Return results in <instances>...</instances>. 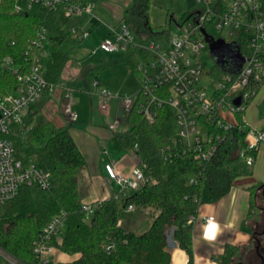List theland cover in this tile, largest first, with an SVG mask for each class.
I'll list each match as a JSON object with an SVG mask.
<instances>
[{
    "label": "trees",
    "instance_id": "1",
    "mask_svg": "<svg viewBox=\"0 0 264 264\" xmlns=\"http://www.w3.org/2000/svg\"><path fill=\"white\" fill-rule=\"evenodd\" d=\"M91 1V0H88ZM151 0H131L120 13L119 22L124 23L140 38L159 37L174 13H166L161 25H153L149 19ZM264 3V0H263ZM67 21L56 12L33 5L26 13L14 14L9 3L0 4V55H9L15 64L25 60L28 40L39 28H45L49 44L44 77L48 84H58L72 51L80 44L67 32ZM247 53L245 39L239 44ZM139 54L137 50L133 54ZM125 60L133 70L135 61ZM219 72H233L230 66H220ZM258 80L248 82L245 88L258 90L264 83V52L261 65L256 68ZM17 85L14 74L0 66V95ZM30 108L24 128L32 124L35 111ZM242 112H236V124L223 131L224 140L219 143L212 157L205 163L192 158L171 157L164 159L158 151L159 144L175 133L173 110L163 105L153 122L146 121L135 109L126 113L129 126L113 134L111 142L120 151L135 145L147 180L126 197L110 196L91 204L95 207L89 221H83V211L78 193L79 169L85 159L77 147L69 128L57 125L48 118L34 123L29 133L23 127L6 135L15 149V155L23 163L35 159L52 174L50 187L22 185L18 193L0 206V251L24 262L34 261L32 245L42 226L56 213H66L65 228L60 241L52 243L67 254H79L70 262L48 261L46 264H168L169 250L166 234L191 258V224L187 219L194 215L202 201V191L211 200L225 195L235 177L250 174L256 157V145L245 141L248 127ZM247 159L250 162L247 163ZM193 178V182L190 179ZM248 208L243 223L251 233L244 246L227 245L219 257L220 264H260L264 257V184L248 188ZM132 204L135 210L151 208L157 213L150 226L135 233L118 225L120 213ZM106 237L113 240V247L103 246ZM257 262V263H256ZM0 264H8L0 254Z\"/></svg>",
    "mask_w": 264,
    "mask_h": 264
},
{
    "label": "built area",
    "instance_id": "2",
    "mask_svg": "<svg viewBox=\"0 0 264 264\" xmlns=\"http://www.w3.org/2000/svg\"><path fill=\"white\" fill-rule=\"evenodd\" d=\"M3 2L9 3V11L14 14L26 13L33 5L56 12L61 20L67 21L70 37L80 41L102 22L88 0H0V4ZM190 9L183 19L170 20L157 38H140L122 22L118 26L107 25L109 34L99 39L98 49L103 52L138 50L142 60L134 70L139 87L134 94L110 93L104 88H97L96 94L99 109L105 113L109 100L116 98L118 107L126 113L135 109L148 122L155 120L161 106L168 105L173 110L175 133L159 144L160 155L164 159L174 156L205 163L224 140L222 132L236 124V118L231 123L221 112L230 111L234 116L236 112L243 113L256 93L255 88L245 87L259 78L256 68L261 65L264 52V3L263 0H193ZM210 28L225 31V43H235L238 49L245 39L248 50L245 54L239 49L243 62L237 71L212 69L203 74L200 55L208 50L210 41H216ZM48 44L45 28H39L28 40L21 64H15L9 55H0V66L17 80L13 90L0 95V206L11 200L22 185L48 188L52 182L49 170L32 160L23 163L16 157L12 142L2 136L21 128L30 108L45 92L52 90L44 77ZM72 106V89L65 87L61 110L70 122L77 118ZM119 127V118L109 124L111 130ZM247 134L254 138L255 145L264 143V126L256 131L249 128ZM132 150L138 154L136 145ZM142 166L139 159L130 174L124 176L112 164H104L107 177L119 187L116 197H126V190L134 191L147 180ZM80 205L83 221L87 222L95 206ZM125 209L135 208L129 204ZM192 219L190 216L186 223ZM204 220L208 222L212 216ZM65 222L66 213L61 211L42 226L32 245L34 261L31 264L52 260L59 249L51 241L54 238L60 241ZM103 246L106 250L112 249L113 240L106 237ZM0 254L8 264H28L2 251Z\"/></svg>",
    "mask_w": 264,
    "mask_h": 264
},
{
    "label": "crops",
    "instance_id": "3",
    "mask_svg": "<svg viewBox=\"0 0 264 264\" xmlns=\"http://www.w3.org/2000/svg\"><path fill=\"white\" fill-rule=\"evenodd\" d=\"M65 67L63 70V73H65H62L61 77L65 83L60 82V79L58 85L52 86V90L48 94L45 92L35 102L32 109L35 111L39 109L46 110L48 116L43 118H48L59 126L65 125L69 128L77 147L85 159L84 165L79 169L78 176L80 202L91 204L97 200L115 196L118 193L119 187L112 179L107 177L103 167L105 163L112 164L120 174L128 176L140 158L138 159L139 155L132 149L120 151L111 142L114 133L121 132L126 128L111 130L108 123L105 126L97 124L92 112L90 116L86 115L87 117H85L79 106L77 109L79 112L81 111L82 117H80L78 122L76 120L79 115L72 123L64 118L61 105L64 89L69 87L68 81H66L70 71L69 61ZM263 100L264 83L256 90L254 97L243 111V121L248 128L251 123L250 108L253 104H259ZM252 130L256 131V129ZM256 147L257 153L251 173L235 177L228 192L219 199L211 200L206 196L203 197L195 214L191 215L193 216L192 222L189 223L191 224V258L173 240L171 229L167 231L168 264H220L219 257L227 245L244 246L249 243L251 233L243 223V218L248 208V188L252 185L264 184V143L256 144ZM110 149L113 151H110ZM125 192L127 195L132 193L130 190ZM156 213L151 208L134 209L132 211L124 209L119 215L118 225L135 233H141L150 226ZM122 214H124L123 218H121ZM209 216H212V220L206 222L204 219ZM213 225L215 228L211 238H209V230ZM78 256L79 254L77 253L67 254L57 250L52 255V260L70 262Z\"/></svg>",
    "mask_w": 264,
    "mask_h": 264
},
{
    "label": "rangeland",
    "instance_id": "4",
    "mask_svg": "<svg viewBox=\"0 0 264 264\" xmlns=\"http://www.w3.org/2000/svg\"><path fill=\"white\" fill-rule=\"evenodd\" d=\"M91 2L95 5V12L102 22L95 25L89 35L84 37L71 53V58L69 59V77L65 80L68 81L69 87L72 88V108L76 111V115H79L76 122L82 117L81 111L85 114V117L90 116L92 112L97 124L105 126L107 123L110 124L114 119L119 118V128H127L129 122L126 118V111L118 107V100L116 98H111L108 102V111L105 113L99 109L96 89L104 88L110 93L134 94L139 87L138 76L136 71L126 64L125 60L132 56L131 58L138 63L142 58L139 54H133L130 49L126 52H103L98 49L97 45L101 37H105L109 34L107 25L118 26L120 19L119 14L131 3V0H91ZM192 3L193 0H151L148 11L149 19L153 25H161L166 19L167 11L169 13H174L178 19H183L185 12L191 10ZM170 25L171 30L175 29L173 22ZM210 31L215 35L216 43L211 45V51L208 48V50L203 51L200 55L203 74L206 71L214 70V62L216 61H226V66H231V64L235 62L226 54L223 48L225 45L224 40L227 38L226 32L223 30H215L214 28H210ZM60 82L65 83L62 78ZM94 82H96L95 86L93 85ZM57 85L58 84H53L52 86L54 87ZM50 91H47V94ZM78 106L81 109L80 112L77 109ZM221 113L229 122L232 123L235 121V116L232 112L223 111ZM45 116H48L46 110L39 109L35 111L32 124L30 123L24 128L23 123L22 127L24 132L26 134L29 133L33 124L42 120ZM63 116L70 122L67 115L63 113ZM250 119V129L258 130L264 125V100L259 104L255 103L252 105L250 108ZM245 141L249 145H255V140L250 134L246 135ZM110 151L113 150L110 149ZM32 161L36 165H40L38 161L33 158ZM205 194L206 191L205 188H203L202 196L205 197ZM123 215L124 214L121 215V218H123ZM263 223L264 218L260 221L261 225H263ZM243 264L245 263L243 262Z\"/></svg>",
    "mask_w": 264,
    "mask_h": 264
},
{
    "label": "water",
    "instance_id": "5",
    "mask_svg": "<svg viewBox=\"0 0 264 264\" xmlns=\"http://www.w3.org/2000/svg\"><path fill=\"white\" fill-rule=\"evenodd\" d=\"M215 43H216V41H210L209 42L210 51H211V45L215 44ZM223 48L225 49L226 54L228 56H230V58H232L235 61L234 64H231V66H230L231 70L237 71L243 62V57L240 56L238 46L235 43H225ZM216 63L222 67L226 66V61H216ZM260 259H261L260 264H263L264 263V257L260 256Z\"/></svg>",
    "mask_w": 264,
    "mask_h": 264
},
{
    "label": "snow or ice",
    "instance_id": "6",
    "mask_svg": "<svg viewBox=\"0 0 264 264\" xmlns=\"http://www.w3.org/2000/svg\"><path fill=\"white\" fill-rule=\"evenodd\" d=\"M214 228H215V226L213 225V226H211V228H210V230H209V235L211 236L212 235V233H213V231H214Z\"/></svg>",
    "mask_w": 264,
    "mask_h": 264
},
{
    "label": "clouds",
    "instance_id": "7",
    "mask_svg": "<svg viewBox=\"0 0 264 264\" xmlns=\"http://www.w3.org/2000/svg\"><path fill=\"white\" fill-rule=\"evenodd\" d=\"M209 238H211V236L209 235Z\"/></svg>",
    "mask_w": 264,
    "mask_h": 264
}]
</instances>
